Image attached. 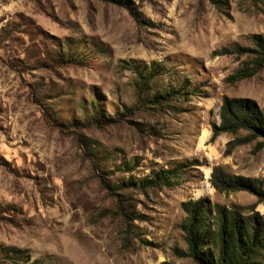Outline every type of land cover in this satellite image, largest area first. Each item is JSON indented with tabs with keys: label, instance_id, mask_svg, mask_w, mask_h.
<instances>
[{
	"label": "rangeland",
	"instance_id": "rangeland-1",
	"mask_svg": "<svg viewBox=\"0 0 264 264\" xmlns=\"http://www.w3.org/2000/svg\"><path fill=\"white\" fill-rule=\"evenodd\" d=\"M252 34L264 0H0V264H197L182 202L264 217L210 182L215 165L264 178L259 139L213 131L225 96L264 110V68L230 79L244 56L224 51Z\"/></svg>",
	"mask_w": 264,
	"mask_h": 264
},
{
	"label": "trees",
	"instance_id": "trees-1",
	"mask_svg": "<svg viewBox=\"0 0 264 264\" xmlns=\"http://www.w3.org/2000/svg\"><path fill=\"white\" fill-rule=\"evenodd\" d=\"M252 45L234 44L228 49L239 57L244 56L241 65L230 79H244L255 75L264 68V37L252 34ZM228 52V53H229ZM227 53V52H225ZM146 83V82H145ZM141 98V95H139ZM163 100H172L173 90L166 89L160 96ZM156 99V97H154ZM132 108L125 107L128 114ZM117 115H122L118 113ZM220 125H213L214 135L220 132L236 134L244 132L243 136L229 142V146L244 144L253 139H259V146L264 147V110L248 98L227 97L223 99L220 109ZM88 125L101 124L94 115L85 121ZM85 125V124H84ZM182 177L180 167L162 169L156 172L154 179L146 178L144 184L157 186L179 183ZM212 186L222 192L229 190H246L255 194L259 202H264V178L231 174L220 165H215L211 171ZM110 193H116V187H107ZM120 198H117L119 201ZM185 217L181 222L184 240L189 256L197 264H259L264 251V217L254 207L246 209L242 205L230 206L219 203L211 204L207 198L200 197L181 203ZM119 213L127 225V213L117 204ZM184 253V252H183ZM160 264H170L163 261Z\"/></svg>",
	"mask_w": 264,
	"mask_h": 264
}]
</instances>
